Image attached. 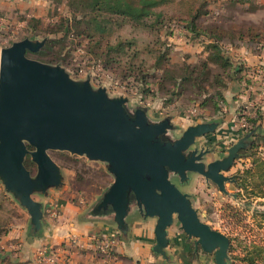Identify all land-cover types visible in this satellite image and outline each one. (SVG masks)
Returning a JSON list of instances; mask_svg holds the SVG:
<instances>
[{
	"label": "water",
	"instance_id": "95a60500",
	"mask_svg": "<svg viewBox=\"0 0 264 264\" xmlns=\"http://www.w3.org/2000/svg\"><path fill=\"white\" fill-rule=\"evenodd\" d=\"M42 46L24 39L0 49V179L26 210L34 231L40 226L41 206L32 195L57 188L62 179L48 152H68L107 165L113 181L98 208H110L118 225L129 195L145 217L157 218L155 252L166 246V229L176 220L194 239L195 250L213 254L214 264H228L227 236L200 221L170 176L183 183L188 173H195L227 194L225 183H234V176L224 174L244 148L241 142L222 160L205 164L208 152L192 147L214 126H190L179 139L166 141L167 120L151 124L144 109L127 110L126 98H109L104 88L94 90L88 81L71 80L60 66L26 56ZM27 155L36 167L34 176L23 165Z\"/></svg>",
	"mask_w": 264,
	"mask_h": 264
},
{
	"label": "crops",
	"instance_id": "0c3cea01",
	"mask_svg": "<svg viewBox=\"0 0 264 264\" xmlns=\"http://www.w3.org/2000/svg\"><path fill=\"white\" fill-rule=\"evenodd\" d=\"M226 5L243 11L247 25L262 27L264 0H245L243 4ZM13 7V3L0 0V12H7ZM217 8L219 6L209 9L214 12ZM185 36L190 37L188 33H185ZM167 40L173 44L171 56L176 58V62L180 59L185 65L191 66L198 60L206 61L208 57L204 46L210 41L206 38L199 37L188 44L182 33L174 31ZM224 43L221 53L228 61L229 67L224 70L218 69L215 64L207 61L208 68H215L217 71L213 73L219 82L213 90L207 92L204 88L205 92L199 95L198 92H194V88L184 83L186 78L181 77L177 80L183 82L177 97L166 96L154 87L156 97L149 98L142 107L149 123L155 124L163 120L169 122L171 128L163 136V139L169 142L179 139L190 126H214L213 131L196 138L192 147L197 152H208L204 157L205 164L222 160L228 155L231 147L241 142L244 148L239 150L231 169L224 174L233 176L243 161L246 162V166L249 165L250 159H241V152L247 151L252 141H257L261 145L260 150L264 157V41L258 43L246 37L242 40L236 38L232 43ZM188 88L192 89L191 95L187 94ZM216 94L220 99L217 100ZM165 99L167 102H164ZM130 101L127 106L133 109L134 106L131 104L136 103ZM244 108L249 118L258 116L256 125L259 124L260 129L251 134L242 132L240 127L239 115ZM192 109L196 110L194 114L191 113ZM60 175L63 176L61 170ZM178 180L176 175L170 176L171 182L176 183ZM180 184L199 219L201 213L204 216V212L196 205L195 201L200 205L198 197H194L197 196V191L201 188L210 191L213 189L218 195H227L195 173H188L187 180ZM232 185L225 183L226 191L228 186ZM49 189L55 191L57 188ZM49 193L50 198L41 193L43 200L35 199L41 206L38 230L34 231L28 215L23 225L15 226L0 238V264H37L35 253L43 247L60 249L59 260L67 264H214L213 254H206L199 248L195 250L194 239L188 238L179 224H174L175 222L166 229V246L160 254L155 252L154 228L157 218L145 217L132 195L128 197L126 214L120 226L110 208H98L103 194L94 202L89 212H84L82 207L66 201L63 197L58 200V193L61 192ZM53 207L58 211L54 218L51 215ZM112 233L117 235L118 242L108 257L96 254L87 242L90 236H105ZM71 237L77 240L76 246L70 251L60 247Z\"/></svg>",
	"mask_w": 264,
	"mask_h": 264
},
{
	"label": "rangeland",
	"instance_id": "374dc122",
	"mask_svg": "<svg viewBox=\"0 0 264 264\" xmlns=\"http://www.w3.org/2000/svg\"><path fill=\"white\" fill-rule=\"evenodd\" d=\"M195 1L176 0L165 5L163 12L168 15L165 16L164 21L173 20L175 21L173 23H177L178 19L185 17L184 13L195 10L197 6ZM2 2H11L14 7L7 12H1L4 15L0 20V49L24 39L34 43H43L37 52H27L26 56L46 65L60 66L71 80L78 83L88 81L94 90L104 88L109 98H126L127 105L131 102L130 100L135 101L136 105L131 104L134 108L140 106L141 109H144L142 107L144 102L140 99V95L144 94V76L151 77L153 85L156 83L155 74L158 75L161 71L156 70L154 62L156 61L155 56L161 50V52H167V61L162 68L167 72H172V75L178 79L183 75L181 69L185 62L183 63L180 59L176 62V58H172L173 44L167 40V37L176 31L182 33V37L188 44L193 43L196 39L185 36L186 32L180 26L168 28L167 25L171 22L166 23L167 27L157 28L150 23H144V21L135 23L113 16L107 17L109 22L105 26V33L95 34L89 39L86 34L92 32V27L91 24L88 25L85 22L91 18V14H85L83 17L80 14L71 13L64 4H56L49 0H2ZM212 4L215 5L211 7L219 6L223 9V12L218 15L217 24H226L227 26H246L248 24L244 12L232 6L228 7L227 1L215 0L213 3L210 2L209 6ZM76 20H80V22H76ZM261 24L264 26V23ZM70 31L79 34L77 40L68 35ZM118 45L122 47L121 50L114 51V48H109V46ZM198 63H200L199 60L191 66H197ZM211 70V73L217 72L215 68ZM131 71L134 73L129 76L128 72ZM211 73L208 80L201 83L207 92L216 86L210 77ZM110 75L120 80L131 77L133 79L132 91L121 92L119 87L118 91L112 89L109 85L111 83L109 81H112ZM191 92L192 89L188 88L187 94L191 95ZM194 92L198 91L195 89ZM127 105V110L131 111L132 109ZM48 155L63 175L60 186L56 190L53 189L55 191L49 189V192H61L58 193V200L63 197L66 201L82 207L84 212H89L94 206V202L100 198V195L108 189L107 187L113 181L112 175L107 170V165L68 152L49 151ZM24 164L30 175L34 176L36 167L31 162L29 155L24 158ZM252 182L255 181H251V185ZM172 183L183 193L180 180L176 181L177 184ZM227 190L225 196L218 195L213 189L210 191L201 188L197 191V196L194 197H198L200 205L197 201L195 202L197 207L204 212V216L201 213L200 221L222 234L232 231V237L240 238V241H243L247 234L248 238H251V234H264V220L260 216V213H264V199L247 195L235 185L228 186ZM49 192L47 194L45 191L42 194L46 195V198H50L51 193ZM32 198L34 201L35 199L43 200L39 192L34 193ZM225 204L240 214L245 224L252 226V232L243 228L244 223H237L235 218L230 217L229 212L233 211L228 209L225 212L222 211L221 208ZM26 217H28L26 210L20 206L17 197L4 189L0 179V238L4 232L10 231L15 226L23 225ZM258 221H263L259 227L256 224ZM174 222L175 225L178 224L176 220ZM234 249V255L242 254V250L236 242ZM227 262L228 264L232 263L229 255Z\"/></svg>",
	"mask_w": 264,
	"mask_h": 264
},
{
	"label": "trees",
	"instance_id": "16d2710c",
	"mask_svg": "<svg viewBox=\"0 0 264 264\" xmlns=\"http://www.w3.org/2000/svg\"><path fill=\"white\" fill-rule=\"evenodd\" d=\"M56 4H64L71 13L80 14L85 17V14L90 15L85 23L88 25L91 24L92 32H88L86 34L87 38L93 37L95 34H103L106 31V24H108L109 20L107 17L113 16L119 19L129 20L131 22H141L150 23L151 25H155L157 28H163L168 23V28H177L180 26L183 28L186 33H188L192 38L203 37L210 41L208 44L204 46V50L208 52V57L206 61L198 63L197 66H187L184 64L181 71L183 75L181 77H185V82L190 85L192 88L198 91L200 95L202 92H205L204 87L201 85L202 82H206L212 70L208 68L207 61L212 62L216 65L218 69H226L229 67V63L222 56L221 48L224 42L232 43L236 38L238 40H242L244 38H248L252 41H257L261 43L264 41V26L262 27H253L251 25L246 26H227L226 24H217L218 15L222 13V7H219L214 10H210L212 4L209 6L210 2H214L215 0H196L197 6L194 11H188L183 14V18L178 19L177 23H173L175 21H164L165 16L168 14L163 12V8L165 5L172 3L176 0H49ZM183 1V0H179ZM227 4L232 5L235 3L243 4L245 0H225ZM4 15L0 12V20L1 16ZM180 16L182 14L180 13ZM212 20L210 23L209 20ZM76 22H80V20H76ZM84 22V21H83ZM165 22V23H164ZM166 26V27H167ZM225 26V27H224ZM69 36L72 39L77 40L79 34H76L74 31H70ZM83 39V38H82ZM260 41V42H259ZM89 42V41H88ZM233 45V44H231ZM109 48L114 51L121 50V46H109ZM162 51V50H161ZM155 56L156 61L154 62L156 66V70H160V74H155L156 83L153 85L151 82V77L144 76V94L140 95V99L143 102L149 101L150 99H154L156 97L154 87H157V91L162 94L173 95L177 97L180 93L181 83L182 81H177V77L172 75V72H167L164 67V64L167 61V52H161ZM134 72H128V75L131 76ZM146 74V73H145ZM127 75V76H128ZM148 75V74H146ZM111 76V75H110ZM195 76V77H194ZM112 77V81L116 82L120 87H124L125 90L132 91L133 89V79L125 78L124 80H120L118 78ZM213 80V83L217 84L219 81L215 73H211L210 76ZM118 79V80H117ZM153 95V96H152ZM218 99H220L219 95L216 94ZM164 102H167L165 99ZM242 118L239 115V120ZM258 116L254 118H245V122L247 127L245 129L246 134H250L253 131H257L260 129V125H256ZM260 144L257 141H252L250 147L247 151L241 152V159L249 158V165L246 166V162L243 161L241 166L236 170L234 176V183L239 190L244 191L247 195L258 196L261 199H264V157L263 153L260 150ZM28 150H32L30 147H27ZM24 167L28 170L27 166L24 164ZM29 171V170H28ZM251 181L252 185L250 184ZM251 185V187H250ZM108 188V187H107ZM105 192V191H104ZM103 192V193H104ZM102 193V194H103ZM264 205V202H263ZM222 211L225 212L226 209L233 211L229 212L231 218H235L237 223L243 224V228L248 232H252V226L245 224L244 219L241 218V215L238 214L235 210H233L228 204H225L222 208ZM261 219L264 220V213H260ZM263 221H258L256 224L259 226L262 225ZM7 234V232L3 233L2 236ZM228 240L229 246L227 251V256H230L231 264H264V234L259 235L251 234V238H248V234L245 236L243 241H240V238H233V232L224 233ZM250 234V233H249ZM237 237H240L237 235ZM237 243L241 248V255H234V243ZM101 256V255H99ZM104 257V256H102ZM67 264V263H62Z\"/></svg>",
	"mask_w": 264,
	"mask_h": 264
},
{
	"label": "built area",
	"instance_id": "2783aa9c",
	"mask_svg": "<svg viewBox=\"0 0 264 264\" xmlns=\"http://www.w3.org/2000/svg\"><path fill=\"white\" fill-rule=\"evenodd\" d=\"M109 82H111L109 85L111 86L112 89L118 91L120 88L121 92L125 91V88L120 87L116 82L114 81H109ZM195 112L196 110L192 109L191 113L194 114ZM240 115L242 116V118L239 120L240 127L242 132H245V129L247 127L245 118L248 117L246 108L240 111ZM51 215L52 217H56L58 215V211L56 209H52ZM87 242L89 243V245L96 254L104 257H108L112 254L113 248L118 242V238L115 233H112L105 236H90ZM76 245H77V240L71 237L68 238L67 241L64 242L63 245L60 247H64L66 248V250L70 251V249H72ZM59 251L60 249L57 248L43 247L36 251L35 260L37 264H62V262L59 260L58 257Z\"/></svg>",
	"mask_w": 264,
	"mask_h": 264
}]
</instances>
